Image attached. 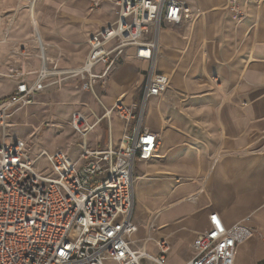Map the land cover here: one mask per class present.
<instances>
[{
	"label": "crops",
	"instance_id": "crops-1",
	"mask_svg": "<svg viewBox=\"0 0 264 264\" xmlns=\"http://www.w3.org/2000/svg\"><path fill=\"white\" fill-rule=\"evenodd\" d=\"M113 1L101 0L91 9L90 0H0V73L19 67L12 54L18 47L38 53L36 35L46 59L63 69L79 67L88 54L89 37L116 20ZM187 2L192 19L161 30L158 68L171 83L147 107L144 124L160 144L151 160L136 165V198L149 217L157 218L156 237L171 245L168 264L191 259L192 245L209 228L214 212L227 227L245 223L262 231V239L253 236L238 245L235 264H264V0L243 1L249 16L239 26L226 0ZM40 64L34 58L24 71L34 73ZM146 68L144 62L125 58L107 85L97 86L101 103L111 109L118 100L138 101ZM17 84V79L0 75V100ZM62 87L37 94L36 104L12 117L9 134L23 136L33 154L64 149L77 159L83 139L70 138L73 145L67 148L72 128L66 123L79 111L96 124L84 139L86 145H119L125 122L116 114L104 117V108L79 90L77 79ZM53 117L61 127L47 126ZM34 137L45 147L33 148ZM148 250L156 252L152 245ZM179 253L183 256L174 261Z\"/></svg>",
	"mask_w": 264,
	"mask_h": 264
},
{
	"label": "built area",
	"instance_id": "built-area-1",
	"mask_svg": "<svg viewBox=\"0 0 264 264\" xmlns=\"http://www.w3.org/2000/svg\"><path fill=\"white\" fill-rule=\"evenodd\" d=\"M90 1L91 9L100 6L101 0ZM243 1L226 0V9L239 22L245 18ZM113 3L116 20L89 37L88 54L79 67L63 69L57 61L46 60L36 35L38 53L18 47L12 54L19 67L0 73L18 80L11 95L0 100V264H168L171 245L156 237V217L138 236L135 169L138 162L151 160L160 144L144 123L149 102L165 94L171 83L158 68L161 30L191 20L193 11L187 0ZM34 58L40 60V68L25 72ZM125 58L147 64L140 99L131 104L118 100L108 109L97 86L105 87ZM30 74L33 79H27ZM71 78L101 104L104 117L116 114L125 122L119 145L111 141L105 149L86 145L84 139L96 124L76 111L70 126L83 139L77 159L64 149L31 153L26 140L9 134L12 117L36 104L37 94L46 88H60ZM43 160L46 165L40 166ZM253 233L245 223L227 227L218 213H211L209 228L197 237L193 256L185 264H235L238 245Z\"/></svg>",
	"mask_w": 264,
	"mask_h": 264
},
{
	"label": "rangeland",
	"instance_id": "rangeland-1",
	"mask_svg": "<svg viewBox=\"0 0 264 264\" xmlns=\"http://www.w3.org/2000/svg\"><path fill=\"white\" fill-rule=\"evenodd\" d=\"M247 2L249 1V0H246ZM243 7H244V9H245V18L242 20V21H237V20H235L233 17H232V21L233 22H235V25L236 26H239V25H241L242 23H244L245 22V20L247 19V17L249 16L248 15V6L246 7V5H243ZM188 24H190V23H187L186 25H188ZM185 25V24H184ZM63 87H60V88H57V90H60V89H62ZM49 125H47V126H50L51 128H58V127H61V125L58 123V121H57V119L55 118V117H53L52 119H51V121L48 123ZM66 125L70 128L71 126H70V121H68L67 123H66ZM71 129V128H70ZM57 131H55V133H56ZM62 132L60 131V132H57V136L58 135H60ZM57 136L55 137L56 139H58L57 138ZM75 136H77L76 135V133L75 132H73L72 130H71V134H70V136L68 137V139H69V141L67 142V148L68 147H70V145H73V143H72V141H71V139H72V137L74 138ZM19 137H21V138H24L23 136H21V135H19ZM67 137V136H66ZM66 137L64 138V139H66ZM78 137V136H77ZM40 138V137H39ZM71 138V139H70ZM67 139V140H68ZM32 141H33V145H32V147L33 148H38V147H45V144L43 143L44 141H41L40 139H38V137H34L33 139H32ZM64 143H59V147H63L64 145H63ZM40 166H42V165H45V163L42 161V162H40V164H39ZM137 179L135 180V182H136V184H137ZM135 184V185H136ZM149 213L146 211V210H144V208L143 207H141V205L139 204V199H138V196H137V198H136V204H135V220H136V222L141 226V229L143 228V227H145V226H147L149 223H151V222H154V219H155V216H154V214L151 216V217H149ZM249 228H251V227H249ZM251 230L252 231H254V233H253V235L251 236V237H253V236H256L257 238H260V239H262V236H263V233H262V231L261 230H259V229H255V228H251ZM139 236H141V233H140V235ZM250 237V238H251ZM179 255H180V257H182L183 256V254L182 253H179L178 255H176L174 258H173V260L174 261H176V260H178V257H179ZM173 260H171V262H174ZM144 264H154V263H152V262H150V261H146Z\"/></svg>",
	"mask_w": 264,
	"mask_h": 264
},
{
	"label": "bare ground",
	"instance_id": "bare-ground-1",
	"mask_svg": "<svg viewBox=\"0 0 264 264\" xmlns=\"http://www.w3.org/2000/svg\"><path fill=\"white\" fill-rule=\"evenodd\" d=\"M32 5V4H31ZM43 57L46 59L45 55H44V52H43ZM47 60V59H46Z\"/></svg>",
	"mask_w": 264,
	"mask_h": 264
}]
</instances>
